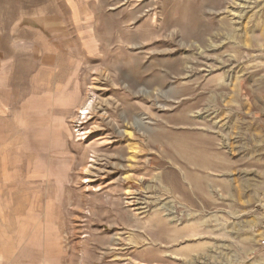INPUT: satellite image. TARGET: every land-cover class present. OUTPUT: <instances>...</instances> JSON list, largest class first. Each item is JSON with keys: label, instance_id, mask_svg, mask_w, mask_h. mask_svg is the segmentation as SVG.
Wrapping results in <instances>:
<instances>
[{"label": "rangeland", "instance_id": "1", "mask_svg": "<svg viewBox=\"0 0 264 264\" xmlns=\"http://www.w3.org/2000/svg\"><path fill=\"white\" fill-rule=\"evenodd\" d=\"M0 264H264V0H0Z\"/></svg>", "mask_w": 264, "mask_h": 264}, {"label": "bare ground", "instance_id": "2", "mask_svg": "<svg viewBox=\"0 0 264 264\" xmlns=\"http://www.w3.org/2000/svg\"><path fill=\"white\" fill-rule=\"evenodd\" d=\"M219 3V1L217 2V4ZM190 23L192 27L186 28L184 31V33L188 36H193L195 38H198L199 40H203V35L206 33L207 29L205 26L199 25L198 26V22H197V18L195 17H190ZM129 68V67H128ZM131 70V69H130ZM131 77V76H130ZM132 78V77H131ZM134 79V78H133ZM133 80H131L132 82ZM135 84V83H134ZM132 86V85H131ZM86 108V107H85ZM83 109V108H82ZM128 109V108H127ZM130 109V108H129ZM131 110V109H130ZM87 111H85L84 113H86ZM128 113V111L126 112ZM127 115V114H126ZM129 117L131 119H134L131 117V114L129 115ZM180 121L178 123H181V125L183 124H191L193 121V119H191L190 117H187L185 115H181V118L179 119ZM131 124H133L131 122ZM182 128V127H181ZM192 129V130H191ZM210 127L205 128L204 130L201 128H197V127H192L189 128L188 131H182V133H184L186 135V137L192 136L194 137L193 140H190L185 146L181 144V149H185L186 147L190 150H188L189 152H187V150L181 151L183 158L184 156H188V159L190 158L191 161L198 163L199 165V161L200 162H204V165L206 166H211L213 165V161L210 160L209 156L210 152L213 153V146H214V137H211L208 132ZM196 130V131H194ZM212 131H210L211 133ZM183 137V136H182ZM185 137V138H186ZM183 141V140H182ZM185 144V143H184ZM184 147V148H183ZM186 151V152H185ZM183 161V160H182ZM186 164V163H185ZM189 164V163H188ZM201 165V164H200ZM202 166V165H201ZM196 167V166H194ZM198 167V166H197ZM196 167V168H197ZM203 167V166H202ZM213 167V166H211ZM215 168V167H214ZM198 170V169H197ZM190 172V171H189ZM191 174V173H190ZM186 176L183 175V178H185ZM190 178V177H189ZM196 181V180H195ZM176 184V183H175ZM174 184V185H175ZM196 184V183H195ZM178 185V184H176ZM180 186V184H179ZM178 186V187H179ZM183 186V185H182ZM173 188V187H172ZM175 188V186H174ZM178 189V188H176ZM182 189V188H181ZM183 190V189H182Z\"/></svg>", "mask_w": 264, "mask_h": 264}]
</instances>
